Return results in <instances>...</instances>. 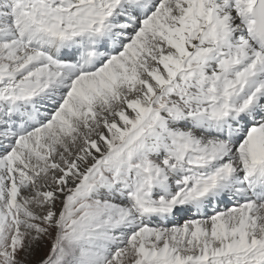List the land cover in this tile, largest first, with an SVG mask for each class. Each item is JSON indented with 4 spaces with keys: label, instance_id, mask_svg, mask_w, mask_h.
Instances as JSON below:
<instances>
[{
    "label": "snow or ice",
    "instance_id": "obj_1",
    "mask_svg": "<svg viewBox=\"0 0 264 264\" xmlns=\"http://www.w3.org/2000/svg\"><path fill=\"white\" fill-rule=\"evenodd\" d=\"M0 264H264V0H0Z\"/></svg>",
    "mask_w": 264,
    "mask_h": 264
}]
</instances>
